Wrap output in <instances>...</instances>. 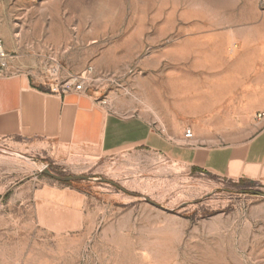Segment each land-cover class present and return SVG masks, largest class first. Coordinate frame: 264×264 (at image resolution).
Masks as SVG:
<instances>
[{
	"label": "rangeland",
	"instance_id": "obj_1",
	"mask_svg": "<svg viewBox=\"0 0 264 264\" xmlns=\"http://www.w3.org/2000/svg\"><path fill=\"white\" fill-rule=\"evenodd\" d=\"M0 37L3 74L49 90L86 72L104 110L171 136L222 147L264 120V0H0ZM0 264H264V185L0 145Z\"/></svg>",
	"mask_w": 264,
	"mask_h": 264
},
{
	"label": "crops",
	"instance_id": "obj_2",
	"mask_svg": "<svg viewBox=\"0 0 264 264\" xmlns=\"http://www.w3.org/2000/svg\"><path fill=\"white\" fill-rule=\"evenodd\" d=\"M246 142L212 147L158 131L140 116L104 110L84 90H44L30 74L0 72V145L66 151L86 148L99 156L146 150L182 167L231 182L264 185V120Z\"/></svg>",
	"mask_w": 264,
	"mask_h": 264
},
{
	"label": "built area",
	"instance_id": "obj_3",
	"mask_svg": "<svg viewBox=\"0 0 264 264\" xmlns=\"http://www.w3.org/2000/svg\"><path fill=\"white\" fill-rule=\"evenodd\" d=\"M4 51H3V43L2 39L0 37V60L4 59ZM3 66V65H2ZM87 82V75L86 72L80 75L79 77H76L75 79H72L68 81L65 84H62L61 86H58V84H54L52 86L48 85L49 90H54L58 91L60 93H68V92H81L84 90V85ZM184 138L185 139H191L192 138V133L190 130L185 131L184 133Z\"/></svg>",
	"mask_w": 264,
	"mask_h": 264
},
{
	"label": "water",
	"instance_id": "obj_4",
	"mask_svg": "<svg viewBox=\"0 0 264 264\" xmlns=\"http://www.w3.org/2000/svg\"><path fill=\"white\" fill-rule=\"evenodd\" d=\"M45 174L50 176V177H52V178H54L57 181H60V182H68V181L72 180L71 178H59V177L53 176V175H51L50 173H48L46 171H45Z\"/></svg>",
	"mask_w": 264,
	"mask_h": 264
}]
</instances>
